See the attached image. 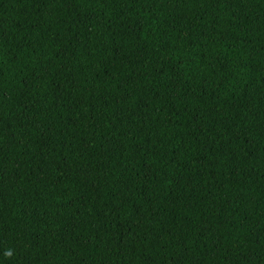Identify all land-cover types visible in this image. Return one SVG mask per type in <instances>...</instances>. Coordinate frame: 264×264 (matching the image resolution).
<instances>
[{"label": "trees", "instance_id": "16d2710c", "mask_svg": "<svg viewBox=\"0 0 264 264\" xmlns=\"http://www.w3.org/2000/svg\"><path fill=\"white\" fill-rule=\"evenodd\" d=\"M0 264H264V0H0Z\"/></svg>", "mask_w": 264, "mask_h": 264}, {"label": "clouds", "instance_id": "9594fccd", "mask_svg": "<svg viewBox=\"0 0 264 264\" xmlns=\"http://www.w3.org/2000/svg\"><path fill=\"white\" fill-rule=\"evenodd\" d=\"M11 255H12L11 250H7V251L4 252V256L5 257H10Z\"/></svg>", "mask_w": 264, "mask_h": 264}]
</instances>
